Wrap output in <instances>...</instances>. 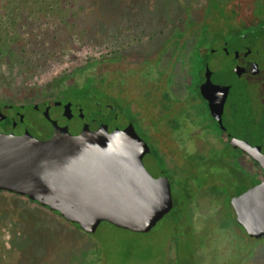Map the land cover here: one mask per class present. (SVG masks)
Returning a JSON list of instances; mask_svg holds the SVG:
<instances>
[{
    "label": "flooded vegetation",
    "instance_id": "flooded-vegetation-1",
    "mask_svg": "<svg viewBox=\"0 0 264 264\" xmlns=\"http://www.w3.org/2000/svg\"><path fill=\"white\" fill-rule=\"evenodd\" d=\"M159 10L155 21L87 32L102 34L103 47L68 56L34 87L10 85L0 93V130L39 139L63 131L136 136L144 168L168 182L172 206L150 230L132 232L155 237L158 222L168 223L164 264H264V235L252 237L232 203L264 176L244 149L264 153V0H168ZM30 112L46 124L39 135L24 126ZM0 195L81 229L26 196ZM11 216L0 219V232L13 239ZM88 240L83 250L96 254ZM8 250L0 264H17L21 256ZM91 264L103 261L96 255Z\"/></svg>",
    "mask_w": 264,
    "mask_h": 264
},
{
    "label": "water",
    "instance_id": "water-1",
    "mask_svg": "<svg viewBox=\"0 0 264 264\" xmlns=\"http://www.w3.org/2000/svg\"><path fill=\"white\" fill-rule=\"evenodd\" d=\"M123 139L64 131L39 139L28 131L0 130V191L26 196L89 233L103 221L146 232L170 210L171 193L164 178L144 168L137 137ZM244 149L264 174V153L250 145ZM232 203L246 231L263 236L264 176Z\"/></svg>",
    "mask_w": 264,
    "mask_h": 264
},
{
    "label": "rangeland",
    "instance_id": "rangeland-1",
    "mask_svg": "<svg viewBox=\"0 0 264 264\" xmlns=\"http://www.w3.org/2000/svg\"><path fill=\"white\" fill-rule=\"evenodd\" d=\"M167 1L72 0L61 5L65 10L59 18L61 7L57 3L61 1L50 0L51 3L57 2V10H54L55 6L50 9L48 4L43 5L41 10L48 12L45 16L40 15L39 28L36 22L28 19L25 23L19 22L18 27L14 24L12 31L0 32V93L8 92L10 85L34 87V83L39 84L40 76L52 73L60 64L68 62V56L83 58L87 51L103 47L102 34H96L98 38H95V34L90 33L92 37L88 38L87 32L97 33L104 29V24L109 31H114L116 29L112 23L115 21L137 17L158 20L160 6ZM1 13L2 10L0 26L4 17ZM9 33V37H6ZM24 126L35 135L46 128L45 122L35 112L28 114ZM36 208V205L25 200L0 195V219L12 215L11 218L17 220L14 221L16 236L13 239L7 231L0 232V253L9 249L8 256H21L17 264H91L96 255L103 264H164L159 254L168 237L169 226L165 221L158 222L153 228L155 237L119 228L105 221L93 234H86L75 226L67 228L56 219L39 214ZM23 220L25 224L20 223ZM0 222L2 225L5 221ZM88 238L89 244L95 242L96 254L90 253L88 248L83 250L82 243ZM21 240L24 244L22 247ZM15 244L18 245L17 249H13Z\"/></svg>",
    "mask_w": 264,
    "mask_h": 264
},
{
    "label": "trees",
    "instance_id": "trees-1",
    "mask_svg": "<svg viewBox=\"0 0 264 264\" xmlns=\"http://www.w3.org/2000/svg\"><path fill=\"white\" fill-rule=\"evenodd\" d=\"M56 1V0H51ZM61 3H57L60 7L62 4H68L69 0H59ZM51 3L50 0H0V10L1 16L3 15L2 26H0V32L3 30L5 32L12 31L15 29V26L18 27L19 22L26 20H32L36 22V27L39 28V19L41 18L40 15L45 16L48 11L41 10L42 6L48 4V7L51 9L52 7L56 6V3ZM63 2V3H62ZM65 9L60 8L59 11V18L62 17V12ZM6 25L4 26L5 22ZM13 24V26H12ZM15 24V26H14ZM20 25L19 27H21ZM14 27V28H13ZM9 37V35H6ZM6 39L5 37H3Z\"/></svg>",
    "mask_w": 264,
    "mask_h": 264
}]
</instances>
